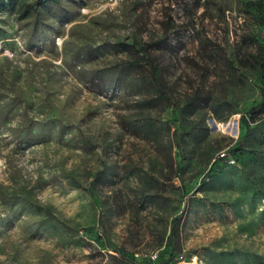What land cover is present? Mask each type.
<instances>
[{"label": "rangeland", "instance_id": "rangeland-1", "mask_svg": "<svg viewBox=\"0 0 264 264\" xmlns=\"http://www.w3.org/2000/svg\"><path fill=\"white\" fill-rule=\"evenodd\" d=\"M262 43L264 0H0V264H264Z\"/></svg>", "mask_w": 264, "mask_h": 264}, {"label": "trees", "instance_id": "trees-1", "mask_svg": "<svg viewBox=\"0 0 264 264\" xmlns=\"http://www.w3.org/2000/svg\"><path fill=\"white\" fill-rule=\"evenodd\" d=\"M162 43H163V41L161 39H157L151 43H147L146 46H149V47L155 48V49H160ZM124 46H125V49L132 47L128 44H125ZM132 48H134V47H132ZM142 50H143V52H145L144 54L148 57V59H147L148 63L147 64L149 67V75L151 77V83L156 84V85L160 84V79H159L160 67L154 61V54H152L151 52H148L147 48H144ZM137 65H138V63L135 64V66H137ZM257 69H258L259 77H260V81H261L260 99L256 103L251 105L247 110V112L249 114V120L250 121L257 120V117L260 114L264 113V43H262V45L258 46ZM243 120L245 122L248 121V119H243ZM218 152L214 155L213 160H217L216 162H218L219 160H225V158L218 157ZM180 218H181V213L177 217H174L171 220L170 231H169V234H168L167 239H166V244L170 246V251H169V255H168L165 263H167L168 261H171L172 260L171 258L174 256L175 242H176L177 235H178L177 224H178V221L180 220Z\"/></svg>", "mask_w": 264, "mask_h": 264}, {"label": "built area", "instance_id": "built-area-1", "mask_svg": "<svg viewBox=\"0 0 264 264\" xmlns=\"http://www.w3.org/2000/svg\"><path fill=\"white\" fill-rule=\"evenodd\" d=\"M218 157L228 159L229 156L227 155V153H226L225 151H219V152H218ZM194 262H195V261H194ZM187 264H193V262H192V263L189 262V263H187Z\"/></svg>", "mask_w": 264, "mask_h": 264}]
</instances>
